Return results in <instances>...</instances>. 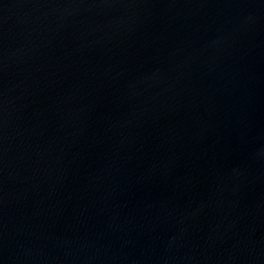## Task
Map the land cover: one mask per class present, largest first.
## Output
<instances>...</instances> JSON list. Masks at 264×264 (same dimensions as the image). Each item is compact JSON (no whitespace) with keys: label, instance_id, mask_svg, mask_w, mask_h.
Instances as JSON below:
<instances>
[{"label":"water","instance_id":"obj_1","mask_svg":"<svg viewBox=\"0 0 264 264\" xmlns=\"http://www.w3.org/2000/svg\"><path fill=\"white\" fill-rule=\"evenodd\" d=\"M0 264H264V0H0Z\"/></svg>","mask_w":264,"mask_h":264}]
</instances>
